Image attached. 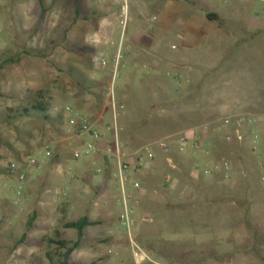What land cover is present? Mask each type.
Returning a JSON list of instances; mask_svg holds the SVG:
<instances>
[{
  "label": "rangeland",
  "instance_id": "obj_1",
  "mask_svg": "<svg viewBox=\"0 0 264 264\" xmlns=\"http://www.w3.org/2000/svg\"><path fill=\"white\" fill-rule=\"evenodd\" d=\"M192 3L0 0V264H48L43 239L75 241L63 226L84 216L98 225L87 228L76 264H199L196 257L210 264L211 256L218 264H264V0ZM38 92L51 103L49 119L22 116ZM163 93L171 103L149 109ZM112 96L130 230L120 222L116 158L75 161L64 147L67 125L53 111L70 106L92 122L103 146L112 145ZM226 103L239 106V134H224V122L208 118L207 109L217 113ZM97 113L104 121L94 125ZM189 129L199 149L181 152ZM216 149L214 164L199 161ZM29 156L37 164L19 182L11 164ZM206 195L213 201L202 210ZM179 196H191L196 210L178 207ZM182 209L199 224L178 227Z\"/></svg>",
  "mask_w": 264,
  "mask_h": 264
},
{
  "label": "built area",
  "instance_id": "obj_2",
  "mask_svg": "<svg viewBox=\"0 0 264 264\" xmlns=\"http://www.w3.org/2000/svg\"><path fill=\"white\" fill-rule=\"evenodd\" d=\"M111 107L113 109V119H114V125L112 127H109V130L111 131L112 135L114 136V142L111 145L103 146V142H101V134L95 130L92 126V122L88 120L87 118L79 115L76 111H74L70 106H63L61 108L54 107L53 111L57 114H61L63 118L65 119L66 125H67V133L65 135L64 140V147L66 150L71 151V155L75 161L81 159L82 157H95L99 155L100 153H103L108 158H116L118 162V169H119V183L120 187L122 189V193L124 195V212L120 216V222L123 227H126L128 230H130L134 225L135 221L131 218L130 210L126 204V198H125V191H124V183L126 179V173L128 172V166L123 164V153H122V145L119 140L118 135V129L116 126V120H117V112H116V106L114 103V97L112 96V103ZM186 135L185 138H181L179 140V150L183 152L187 148H191L195 151L199 149V136L196 133L195 130H191L189 133L184 134ZM83 137H87L88 140L84 143L83 149H78L74 147V142H80ZM53 143V142H52ZM163 146V144H162ZM47 150H50V147H47ZM144 151L148 154H150V149L145 148ZM151 155V154H150ZM138 166L141 167V160H138ZM37 164V161L35 158L27 157L25 162L23 163H13L11 164L10 170L12 172H15L17 174V178L19 182H23L26 180L28 170L32 167H34ZM199 169V167H196ZM205 176H210L211 171L208 169L204 170ZM135 189H139L140 185L138 183L134 184ZM143 223L149 222V219L146 217H143L141 219ZM145 254L137 255V258L140 261H143L145 259Z\"/></svg>",
  "mask_w": 264,
  "mask_h": 264
},
{
  "label": "crops",
  "instance_id": "obj_3",
  "mask_svg": "<svg viewBox=\"0 0 264 264\" xmlns=\"http://www.w3.org/2000/svg\"><path fill=\"white\" fill-rule=\"evenodd\" d=\"M79 1V0H78ZM187 3V2H186ZM190 4V3H188ZM176 6H178V10L179 11H185L184 7L182 5H180V3H178ZM80 11V9H79ZM77 23V22H76ZM75 23V25H77ZM171 103V96L170 94H166L163 93L162 96L155 102H153L152 104H150L149 109L151 110H158L161 106H166L169 105ZM238 104V103H237ZM239 107L238 105L235 106V104L232 103H226L223 105V107L219 108V110H217L218 112L215 113L212 108L207 109L205 108V113L207 114V110L209 111V119H214V122H224V125H222V132L224 134H227L231 131H235L236 134L240 133V130L242 128V123L244 122V118H242L241 116H239L237 114V108ZM207 109V110H206ZM94 110V109H92ZM195 112V109L194 111ZM241 117V118H240ZM172 116L170 117H165L164 120H171ZM173 120V119H172ZM93 123L94 125H98L100 123H102L101 121H104L103 116H99L98 113L96 114V117L93 119ZM192 129H189L185 132H183L182 134H187L191 131ZM213 134H215V132H212L210 136H213ZM206 138V137H205ZM203 145H205L207 142L206 140L202 141ZM219 149H216L215 151H209L207 153V155H205V157L201 158L199 161L200 162H208L209 164H214V160L216 161L217 159V153L219 152ZM129 159V157L127 158ZM126 159V160H127ZM127 162L129 163V161L127 160ZM229 165V164H228ZM119 166V165H117ZM175 168V167H174ZM131 166H130V170H131ZM119 170V169H118ZM180 172V170H178L177 175L175 178L172 179L173 182H179L178 180V173ZM204 199H202L200 202H203V209H207L208 207H210L213 199H209L210 197H208V195L203 197ZM192 197L191 196H179L178 199L176 200V204L178 207L182 206V203L184 202H188L189 208L192 209V211H195L197 206L195 205V202L192 201ZM199 200V199H198ZM198 202V201H197ZM205 205V206H204ZM184 209V208H183ZM180 210L177 212V217H176V224L178 225V227H181L182 225H186V226H196L198 223V218L195 217L196 213L189 211V210ZM184 218V220H183ZM187 218V219H186ZM204 224V223H203ZM194 259V261H196V263L199 264H205L207 263V257L203 258V257H199V258H192ZM210 264H218L217 260L215 258H213L212 256L210 257ZM222 258H219L218 260H220ZM179 260V259H178ZM181 261V260H180Z\"/></svg>",
  "mask_w": 264,
  "mask_h": 264
},
{
  "label": "trees",
  "instance_id": "obj_4",
  "mask_svg": "<svg viewBox=\"0 0 264 264\" xmlns=\"http://www.w3.org/2000/svg\"><path fill=\"white\" fill-rule=\"evenodd\" d=\"M171 1H184L190 4L192 3V0H171ZM42 11L46 10V7L41 3ZM205 17L209 22L216 23L218 27L223 26V21L220 19V17L217 14L214 13H205ZM39 55H43L44 53H41L38 51ZM51 106L50 101L42 95V93L38 92L35 95V98L30 106L29 109L23 110L22 116H29L31 114H37L39 116H42L46 119H49L47 116V113L49 111V108ZM57 118L64 119L61 114H57ZM10 118L6 117V121H9ZM65 121V119H64ZM66 124V122H65ZM20 162V161H19ZM21 164V163H20ZM10 171V170H9ZM35 221V215L30 217L29 222L27 223V226H32V222ZM98 225V222L91 221L88 217L84 216L76 221L67 222L64 224L63 228L65 230H74L76 232V240L75 241H69L66 239H63L60 234H58L55 237H47L43 239V246L45 249V258L48 264H76L72 260V255L76 250H78L81 245H83V242L86 237V230L89 227ZM26 235H22V240L25 238ZM90 264H98L96 262H92Z\"/></svg>",
  "mask_w": 264,
  "mask_h": 264
}]
</instances>
